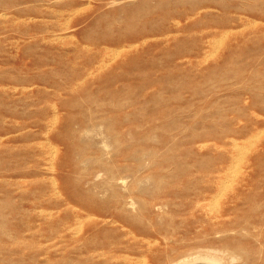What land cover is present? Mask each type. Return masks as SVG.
<instances>
[{"label": "rangeland", "instance_id": "rangeland-1", "mask_svg": "<svg viewBox=\"0 0 264 264\" xmlns=\"http://www.w3.org/2000/svg\"><path fill=\"white\" fill-rule=\"evenodd\" d=\"M0 264H264V0H0Z\"/></svg>", "mask_w": 264, "mask_h": 264}, {"label": "bare ground", "instance_id": "bare-ground-1", "mask_svg": "<svg viewBox=\"0 0 264 264\" xmlns=\"http://www.w3.org/2000/svg\"><path fill=\"white\" fill-rule=\"evenodd\" d=\"M233 170V169H232Z\"/></svg>", "mask_w": 264, "mask_h": 264}]
</instances>
